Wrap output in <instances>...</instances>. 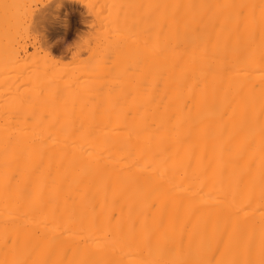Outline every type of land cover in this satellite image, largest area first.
I'll return each mask as SVG.
<instances>
[{
	"label": "bare ground",
	"instance_id": "1",
	"mask_svg": "<svg viewBox=\"0 0 264 264\" xmlns=\"http://www.w3.org/2000/svg\"><path fill=\"white\" fill-rule=\"evenodd\" d=\"M108 2L69 65L0 21V86L34 66L0 114V264H264V0ZM47 4L34 50L76 0Z\"/></svg>",
	"mask_w": 264,
	"mask_h": 264
},
{
	"label": "rangeland",
	"instance_id": "2",
	"mask_svg": "<svg viewBox=\"0 0 264 264\" xmlns=\"http://www.w3.org/2000/svg\"><path fill=\"white\" fill-rule=\"evenodd\" d=\"M108 1H111V0H99V1L97 0L95 2L93 0H76L74 12H66L62 10L59 13L58 18H57L59 21L56 20V22H51V23L43 22L40 26L37 27V30L33 31L35 34H37V36H39V40H40V42L37 44L36 50H34L32 46H30L32 39L30 36H28L27 32L30 31L31 28L29 29L27 28V26H29L31 22L29 21V19H31L30 17L31 13L34 15L36 14L39 15L42 9L46 10V8H48L47 6L51 3L50 1H49V4H47L48 0L46 1L45 0H22L19 2L21 3V5H19L18 3V7L22 6L21 9L19 8V10L17 9L18 7L16 9L11 8L9 10H6L7 13L6 11L2 12L3 10L2 11L0 10L3 15L1 16L2 18H4V19L1 18L0 21L1 23L4 22L7 28L8 26H10L8 31H10L9 36H10V40L12 39V43L15 46L14 48L19 47L20 49V46L26 47L27 45L26 47L27 53H30V54L34 53L36 55L38 53L42 55L45 52L47 53V51L49 50L50 52L49 51L48 52L52 54L51 56H53L52 59L56 60L55 64L57 66H60V65L66 64V62L67 63L71 62L72 61L71 59H73L74 57L83 58L85 56V51L87 49L86 45H90V46L93 45V47L96 46V50L99 51L100 47L101 48L104 47L103 45L102 46L100 45L101 43L103 44L105 41L107 42V40L108 41L113 40V37L111 36L112 31L106 33V34L111 33L110 36L107 35L108 37H111V39H107V38L105 39L104 32L105 30L106 31L109 30L110 28L109 26H111L112 24L111 18L114 17L113 18L114 20L115 17L117 16L116 13L118 11L116 9L117 11V12L115 11L116 16H114L115 14L113 13V11L115 10L114 6H116V4L113 5V3L111 4ZM103 2L105 4H103ZM44 3L47 4L46 7L42 6L44 5ZM100 4L104 6L107 5V6L106 8L104 7V9H103V6H101L102 10L101 9L98 10V7ZM27 5L29 7H27ZM108 5L111 8L108 7ZM112 6L114 7V9L112 8ZM45 10L43 11V13L45 12ZM49 12H50V9H49ZM92 12H95V13H92ZM63 19H67L68 25H69L65 35H63L64 34V28L62 25ZM114 28L115 27L112 25V30ZM113 31H115V29ZM29 34H31V31ZM101 40L103 42H101ZM106 42L104 43L105 45H106ZM69 44L73 48V49L71 48V51L72 50L74 51L72 52L74 53V55L76 54L75 56H72L67 52V46ZM30 54L29 56L26 57L21 52L22 58H20V60L17 59V61L15 62L13 61L12 63H10L12 65L9 64V66H12V67H9V70L5 72L6 74L3 73V75L5 74L6 76H8L7 79L9 83H11V84H7L8 82L6 79L7 85L4 83L2 84V86H0V108H1L0 114L3 113L2 115L3 118L4 116L6 117L9 112L11 113V111H8V109L4 110L5 112L8 111L7 113L3 112L2 110L6 109L3 107L8 106L7 103L10 100L12 101L14 99L13 98L14 94L16 93V97H19L22 100L23 98H21L20 94L22 95V97H25L28 92L27 89L30 86H28L29 84L26 81H22V79L24 80V77L30 71V69H28V66H30L31 69L32 67L34 68V66H32L29 61L31 57ZM28 57H29V60L27 59ZM96 58L97 59L101 58L99 53L96 54ZM3 66L4 65L2 61H0V69H2ZM81 71H85V69L81 68ZM24 90H26L27 92H24ZM17 94L19 95L17 96ZM25 99L26 98L22 100L23 103H26ZM21 105H24V104L21 103ZM12 114L8 115L7 117L12 116Z\"/></svg>",
	"mask_w": 264,
	"mask_h": 264
}]
</instances>
